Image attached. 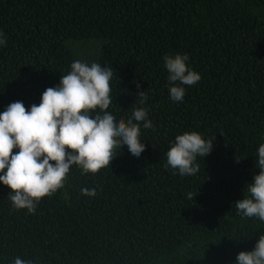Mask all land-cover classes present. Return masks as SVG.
Instances as JSON below:
<instances>
[{"label":"trees","instance_id":"1","mask_svg":"<svg viewBox=\"0 0 264 264\" xmlns=\"http://www.w3.org/2000/svg\"><path fill=\"white\" fill-rule=\"evenodd\" d=\"M0 32V113L38 105L80 60L113 69L106 111L117 123L143 107L154 127L139 122V158L125 145L96 174L73 165L34 214L14 210L0 183V264H236L254 249L264 221L235 203L264 143V0H0ZM177 54L201 76L181 85L182 102L163 60ZM192 131L215 137L213 150L195 175L174 174L166 153Z\"/></svg>","mask_w":264,"mask_h":264},{"label":"clouds","instance_id":"2","mask_svg":"<svg viewBox=\"0 0 264 264\" xmlns=\"http://www.w3.org/2000/svg\"><path fill=\"white\" fill-rule=\"evenodd\" d=\"M3 37L0 32V46L6 45ZM188 59L180 54L163 57L173 102L184 99L185 88L181 85L192 86L201 80L200 74L188 67ZM113 78L112 68L75 60L59 85L43 92L38 105L27 109L23 102L16 101L0 113V183L11 190L8 199L14 210L26 209L34 214L41 199L64 187L73 165L81 169L82 175L96 174L111 165L117 156L116 149L126 145L137 158L145 151V144L139 139V122H143L145 129L154 130L147 118L148 110L133 108L127 123L124 119L117 123L115 116L106 111L112 103ZM138 96L140 104L148 99L146 91H140ZM97 109L99 113L93 115ZM214 139L206 141L196 131L176 136L166 153L165 166L174 170V174L195 175L199 171L196 157L209 155ZM14 149L18 151L14 153ZM255 166L259 174L247 185L250 195L235 206L242 217L264 221V143L259 145ZM81 194L93 197L96 189L82 188ZM188 198H193L192 193ZM13 264H32V261L17 256ZM236 264H264V234L259 236L252 251L237 255Z\"/></svg>","mask_w":264,"mask_h":264}]
</instances>
